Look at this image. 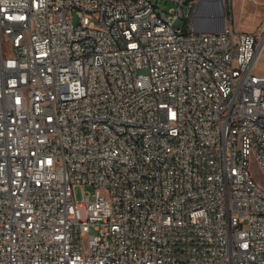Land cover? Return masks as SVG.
Instances as JSON below:
<instances>
[{"label": "built area", "instance_id": "2783aa9c", "mask_svg": "<svg viewBox=\"0 0 264 264\" xmlns=\"http://www.w3.org/2000/svg\"><path fill=\"white\" fill-rule=\"evenodd\" d=\"M168 1L0 0V264H264V37Z\"/></svg>", "mask_w": 264, "mask_h": 264}, {"label": "rangeland", "instance_id": "374dc122", "mask_svg": "<svg viewBox=\"0 0 264 264\" xmlns=\"http://www.w3.org/2000/svg\"><path fill=\"white\" fill-rule=\"evenodd\" d=\"M224 1L228 24H230V21L233 19V25L236 29L256 31L262 38L264 37V0ZM162 3L165 5L166 9H168L170 6L178 5L172 1L166 2V0H162ZM201 6H204L206 9H208L205 12H212L213 17L215 16L212 6L207 4H202ZM201 6H199V10ZM263 44L264 42L260 45V51L257 55V60L255 63V69L259 73H264V49L261 52ZM251 170L258 182L264 186V172L260 169L256 162L251 163ZM86 189L89 190L90 187H87ZM75 192L76 197L78 199H82V187L77 186Z\"/></svg>", "mask_w": 264, "mask_h": 264}, {"label": "water", "instance_id": "95a60500", "mask_svg": "<svg viewBox=\"0 0 264 264\" xmlns=\"http://www.w3.org/2000/svg\"><path fill=\"white\" fill-rule=\"evenodd\" d=\"M202 4H207L213 7L215 16L212 12H200L198 13L197 21L195 24V30L197 31H221L226 28L227 16L224 0H202Z\"/></svg>", "mask_w": 264, "mask_h": 264}, {"label": "bare ground", "instance_id": "6f19581e", "mask_svg": "<svg viewBox=\"0 0 264 264\" xmlns=\"http://www.w3.org/2000/svg\"><path fill=\"white\" fill-rule=\"evenodd\" d=\"M206 10H208V9H206L204 6H201L200 7V12H205ZM264 42V41H263ZM263 49H264V44L262 45V48H261V52L263 51ZM260 51V50H259ZM259 51H258V53H259Z\"/></svg>", "mask_w": 264, "mask_h": 264}, {"label": "crops", "instance_id": "0c3cea01", "mask_svg": "<svg viewBox=\"0 0 264 264\" xmlns=\"http://www.w3.org/2000/svg\"><path fill=\"white\" fill-rule=\"evenodd\" d=\"M227 25H233V19L230 21V24H228V21L226 22V26ZM234 26V25H233Z\"/></svg>", "mask_w": 264, "mask_h": 264}]
</instances>
